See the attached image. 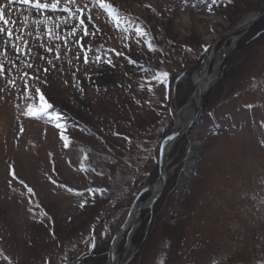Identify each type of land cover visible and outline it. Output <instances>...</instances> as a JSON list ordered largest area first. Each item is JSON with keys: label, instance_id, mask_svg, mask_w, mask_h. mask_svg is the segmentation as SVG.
<instances>
[{"label": "rangeland", "instance_id": "obj_1", "mask_svg": "<svg viewBox=\"0 0 264 264\" xmlns=\"http://www.w3.org/2000/svg\"><path fill=\"white\" fill-rule=\"evenodd\" d=\"M36 2L0 0V264H106L158 180L161 140L210 39L218 51L258 10L203 93L196 146H171L160 193L116 253L129 243L125 264H264V4Z\"/></svg>", "mask_w": 264, "mask_h": 264}, {"label": "bare ground", "instance_id": "obj_2", "mask_svg": "<svg viewBox=\"0 0 264 264\" xmlns=\"http://www.w3.org/2000/svg\"><path fill=\"white\" fill-rule=\"evenodd\" d=\"M262 4H264V0H260ZM262 9V8H261ZM132 12L142 20H145L144 15L134 6L131 7ZM261 10H258L260 12ZM257 13H251L246 15L240 21H238L235 25H233L232 29L229 31L231 34L236 33L234 36H231L227 43L224 44L218 51L214 50V46L217 42V36H213L210 40L214 41L210 44V48L204 56V60L202 62L201 67L199 68V73H193L191 78V83L193 86L192 93L187 100V102L179 107L176 108L173 112L174 114V125L172 128L173 136L177 137V139H184L189 147H195L196 143L192 140V127L191 120L194 116L195 111L200 106V98L202 92L206 91L217 79V69L218 65L221 62L222 57H224L236 44L237 40L240 38L241 33L247 28L249 24H251L257 18ZM186 18H184L185 20ZM214 22H218L217 17L212 18ZM173 26H176V22L174 21ZM209 42V41H208ZM228 44V45H227ZM212 63V64H211ZM170 141H167L163 147V156L167 154V149L170 146ZM164 171V170H163ZM163 175L166 176V171L163 172ZM160 185V178L158 175V180L148 187L146 190L149 194L154 193L155 190L158 189ZM142 200H136L132 205L129 214H128V221L126 232L123 235H119L116 237L114 242L112 243L111 247L109 248L110 254L113 256V260L111 261L110 256H108V261L106 264H125L127 258L132 254V246L127 243V245L122 249L120 253H116V248L118 244L121 242L122 239L127 237L129 239L131 233L136 229L137 222L131 224L133 218L141 208ZM146 204H149L148 202ZM145 207V206H144ZM143 207V208H144ZM142 209L140 210V212ZM139 212V216H140ZM129 234H127L128 232ZM109 253V251H108Z\"/></svg>", "mask_w": 264, "mask_h": 264}, {"label": "water", "instance_id": "obj_3", "mask_svg": "<svg viewBox=\"0 0 264 264\" xmlns=\"http://www.w3.org/2000/svg\"><path fill=\"white\" fill-rule=\"evenodd\" d=\"M209 48H210V47H208L207 51L209 50ZM206 53H207V52H206ZM203 93H204V92H202V94H201V98H200V106H199L198 109L195 111L194 116H193V118H192V120H191V124H192V125H194V124L196 123L197 119L200 117V115H201V113H202V105H201L202 102H201V100H202V97H203ZM176 140H177V137L173 136V134H169V135H167L166 137H164V138L161 140V144H160V148H159V162H158V173H159V178H160V180H161V183H160L158 189L154 191V193L149 194V196H148V198H147V201L142 202V204H141V208L139 209V211L137 212V214H136L135 217L133 218V221H132L131 224H134L135 222L138 221V219H139V212H140L141 209H143V207L145 206V203H147V202L149 203V202H150V204H151L152 201L155 199V197L160 193L161 188H162V186L164 185V182H165V176L163 175V172H164L163 170H164L165 165H166V157H167V154H166L165 156H163V146H164V144H165L167 141H170V142H169V143H170V146H169L168 149H167V153H168V152L170 151V149H171V146L174 144V142H175ZM127 227H129V225L126 223L125 226H124L120 231H118L117 234H115V235L113 236L112 241H111V244H112L113 240H114L117 236H119V234H121V232L126 231ZM111 244H110V247H111ZM110 247H109V248H110ZM109 248H108V251H109L108 256H110V259H111V261H112V260H113V256L110 254V250H109Z\"/></svg>", "mask_w": 264, "mask_h": 264}, {"label": "snow or ice", "instance_id": "obj_4", "mask_svg": "<svg viewBox=\"0 0 264 264\" xmlns=\"http://www.w3.org/2000/svg\"><path fill=\"white\" fill-rule=\"evenodd\" d=\"M23 2H24L25 4H28V3H29V0H23ZM35 6H36L37 8H40V7H41V4L39 3V0H37ZM103 6H104V5H101V7H103ZM44 7L47 8L48 5H44ZM53 7H55V5H53ZM0 20H2L3 23H4L5 25H8V24L10 23L7 19L4 18V14H3L2 11H0ZM138 31H139V30H138ZM4 32H5V28H0V34H2V33H4ZM85 34H88V33L86 32ZM51 36H52V32H51V30H49V38H51ZM12 37H13V32H12V31H7V38H8V42H9V43H11V41H12ZM57 39H59V37H57ZM12 46H13V47H16L15 44H13ZM16 50H17V52H19V48H18V47H16ZM167 76H168V73H167V72H162V73H160V77H161L162 79H161L159 82L163 83L164 80H166ZM150 90H151V89H150ZM37 91H39V90H37ZM40 99H41V101H43V99H44L43 96H41ZM42 106H43V105H42ZM61 139H62V140L64 139L63 135H61ZM66 146H67V145H66ZM81 206H83V205H81Z\"/></svg>", "mask_w": 264, "mask_h": 264}, {"label": "trees", "instance_id": "obj_5", "mask_svg": "<svg viewBox=\"0 0 264 264\" xmlns=\"http://www.w3.org/2000/svg\"><path fill=\"white\" fill-rule=\"evenodd\" d=\"M54 120H56V122L58 123V125L61 127H69L70 124H68V122L63 118V115H61L60 113L55 114L53 117Z\"/></svg>", "mask_w": 264, "mask_h": 264}]
</instances>
